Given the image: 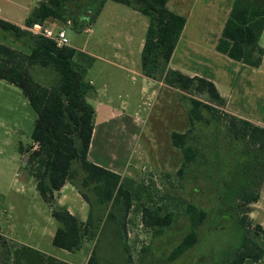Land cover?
<instances>
[{
  "label": "trees",
  "instance_id": "trees-1",
  "mask_svg": "<svg viewBox=\"0 0 264 264\" xmlns=\"http://www.w3.org/2000/svg\"><path fill=\"white\" fill-rule=\"evenodd\" d=\"M71 1L39 0L24 20L25 27L0 17V37L27 49L24 52L0 42V79L18 87L36 114L26 164L35 178L39 196L49 205L50 215L57 223L51 244L68 252L78 251L84 241L95 240L104 220H110L119 227V239L127 254L125 218L131 206H135L133 212L140 213L141 224L151 230L152 237L163 234L179 217L186 222L187 229L169 252L167 262H173L194 246L200 240L201 228L215 214L221 217L228 214L242 229L240 244L229 248L215 264H243L246 259L258 261L264 255V248L258 241L264 230L248 218L247 213L248 205L258 200L264 180V127L225 111V102L211 80L188 76L167 67L185 25V16L170 10L167 0H111L148 19L140 51L142 74L192 94L188 97V129L170 134L171 144L182 153L181 165L176 170L177 179H182L186 170L204 157L207 148L211 149L207 156L211 161H205L203 166L208 167L216 187L215 193L208 197L209 202L205 203L207 206L200 205V201L168 197L179 206L174 209L172 201H165L168 195L154 189L153 181L136 182L134 178L94 164L88 158L94 109L86 99L91 85L85 80V73L93 57L71 46H57L52 40L26 29L34 23H45L49 18L66 24L70 21L67 9ZM263 28L264 0H232L215 51L242 67L257 68L263 56L259 45ZM36 67L49 68L54 74L53 83L42 84L36 80L32 74ZM221 116L228 119L226 128L231 140L242 141L235 147L229 144L230 150L226 153L221 151L216 136ZM209 128L211 135L204 134ZM202 138L205 141H201ZM224 164V170L231 175L225 186L227 190H222L221 186L225 180L219 182L217 178ZM80 174L82 180L77 182ZM163 177L168 185H174L168 173H163ZM66 182L80 187L78 193L87 204L85 221L53 199L54 192ZM142 196L145 201H141ZM215 203L220 208L212 210L210 205ZM9 254L8 249L4 264H7ZM12 256L15 264H68L26 246L15 248ZM127 260H131L128 254ZM86 264H98L95 245Z\"/></svg>",
  "mask_w": 264,
  "mask_h": 264
},
{
  "label": "rangeland",
  "instance_id": "rangeland-1",
  "mask_svg": "<svg viewBox=\"0 0 264 264\" xmlns=\"http://www.w3.org/2000/svg\"><path fill=\"white\" fill-rule=\"evenodd\" d=\"M24 2L27 0H0V14L4 15L8 11L21 13L22 7L18 5ZM68 8L70 23L55 21L56 24L50 26L66 27L70 44L83 47L86 53L93 57L91 66L86 70L85 80H94L95 86H91L88 93L97 88V93L100 92L101 96L99 99L109 100L112 106L118 108L126 126V129H119L116 124L118 129L114 132L113 143L117 141V144L110 142L111 133L108 131L116 121L110 122L108 126L99 127L96 142L97 162L106 165L118 164L112 158L114 153L120 158L135 149L134 159L140 169L139 173L136 171L133 173L136 182L153 181L154 189L160 194L168 195L165 201H172L174 209L179 206L175 204V200H170L168 197L177 200L187 198L190 201H200V205H206L205 203L209 202L208 197L215 193L216 187L208 167L206 166L205 169L203 166L205 161H211L207 158L211 149L207 148L204 157L194 162L182 179H177L176 170L181 165L182 153L171 144L170 139L171 132H184L189 127L188 97L192 94L173 87H171L173 89L168 88V85H159L158 82L145 78L141 72L140 51L148 23L147 17L111 0L103 2L73 0L68 4ZM173 10L182 14L179 9ZM210 12L213 10L208 13ZM87 28L91 31H86ZM191 29L193 30L192 27ZM0 42L27 52L26 48L9 39L0 37ZM231 67L221 65L225 71ZM253 72L250 71L247 78H244L251 83V95L258 97L255 80L257 77L258 82L260 80L264 83V80L257 72ZM32 74L42 84L53 83L54 74L49 68L36 67L32 70ZM263 95L264 93H261L260 97ZM198 97L205 99L203 96ZM35 118L36 114L22 91L0 79V228L14 240H7L0 231V264H4L7 260L8 249L11 254L8 255L7 264H15L12 256L17 246L15 240L41 248L53 257L76 263L81 262L87 252L91 253L95 245L98 264H215L229 248H235L240 244L242 229L235 225L228 214L223 217L215 214L211 216L210 222L201 228L200 240L173 262H167L169 252L187 229L186 222L179 217L163 234L152 237L151 230L141 224L140 213L135 214L133 212L135 206H131L125 218V239L129 246L127 254L131 258L130 262L119 239V227L110 220L101 223L95 240L84 241L86 244L80 251L67 252L53 246L51 236L57 223L50 215L49 205L39 196L35 187V178L30 173L29 164H26V157L32 147L31 132ZM227 122L228 119L221 116L216 135L221 151L225 153L230 150L229 144L235 147L236 143H242L231 140L226 128ZM204 134L211 135L210 128ZM201 141H205V138ZM140 152L147 159L141 160L137 157ZM225 166L226 164L221 167L218 177L215 175L219 178V182L225 180L224 186L221 184L222 190H227L225 186L231 178L229 171L224 170ZM163 173L170 175L173 186L165 182ZM82 177V174L77 175V182H81ZM65 184L71 185L77 192L80 188L77 186V189L69 182ZM263 184L264 180L260 190ZM82 189L89 193L86 188ZM193 189H196V192H193ZM53 199L58 204L57 192H54ZM145 200V196H142L141 201ZM210 208L214 210L219 209L220 206L215 203L210 205ZM248 209H250L249 205ZM76 210H79L78 207ZM79 214L81 216L82 213ZM121 237L123 238L122 233Z\"/></svg>",
  "mask_w": 264,
  "mask_h": 264
},
{
  "label": "crops",
  "instance_id": "crops-1",
  "mask_svg": "<svg viewBox=\"0 0 264 264\" xmlns=\"http://www.w3.org/2000/svg\"><path fill=\"white\" fill-rule=\"evenodd\" d=\"M191 1L167 0V6L170 10L175 11L173 9H179L182 11L181 15L186 14L185 25L183 27V30L177 41V44L174 48V51L171 55L167 67L173 70H178L188 76H200L211 80L214 83L219 95L225 102V111L235 116L246 119L252 122L253 124L264 127V95L260 97L261 93H264V86L262 85L264 83H261L260 80L258 82V77L256 78L255 81L256 85L258 86L259 96L253 97V95H251L250 93L251 83H249L248 79H245L247 78V74L250 71H254L258 73L260 78L263 77L262 79L264 80V28L259 39V45L263 49V56L259 67H242L241 65H239L240 63H236L238 65H236L235 63L233 64V60L218 53L217 51H215L216 53L213 52L215 50V43L219 37L221 28L230 9V4L232 0ZM38 2L39 0H27V2L22 3V5H18L22 7L21 13H16L15 11H8L5 12L4 15L0 14V17L20 27H25L24 20L29 16L32 10L37 7ZM211 10H213V12L208 13ZM55 21L56 20L49 18L46 20L45 23L48 25H53ZM189 23H191L190 29H188ZM191 27L193 28V30L191 29ZM142 44L143 41L141 43V48ZM70 46L86 53L83 47H79L73 44H70ZM222 64L225 65V67H232L231 69L228 68V71H225L221 68ZM144 77L148 78L146 76ZM241 78L242 80H240ZM148 79L158 82L159 85L162 84L164 86H167L159 80H154L151 78ZM88 82L91 86H95L94 80L88 79ZM167 87L171 88L169 86ZM97 91V88H95L86 96L88 103L91 104L94 109V125L91 142L88 150V158L94 164L109 169L121 176L135 178L133 173L135 171L138 173L140 172L138 164L134 159L135 149H132L129 153L120 158L114 153L112 155V158L114 159L115 163L118 164L114 165L110 163L106 165L101 162H97L96 142L97 133L100 131L99 127H101V125H103L104 127L108 126L110 125V122L116 121L114 126L111 129H108V131H110L111 133L110 142L112 141V144H117V141L113 143V140H115L114 132L118 128L126 129V126L123 124L122 121V114H119L117 110L118 108L116 109V107L112 106L109 103V100L102 101L101 99H99L101 98V96L99 95L100 92L97 93ZM116 124L118 128L116 127ZM137 157H139L141 160L147 159V157L144 156L141 152L137 155ZM72 188L73 187L71 185L64 184L57 191L56 201L59 205L66 207L70 213L76 215L81 221H85L87 216V204L79 195V193L73 188L75 190L74 191ZM249 206V218H251L253 222L259 224L264 230V184L262 185L261 190L259 192L258 200L256 202L250 203ZM76 207H78L79 210H76ZM79 213H82L81 216ZM0 231L3 233V236L7 238V240L10 239L11 241H14L13 238L5 234L4 231L1 230V228ZM54 231L52 232V236L54 234ZM15 244H17L15 248H18L19 246H26L36 251H39L46 256L53 257L52 254L48 253L47 251L41 248H37L36 246L26 245L17 240H15ZM84 244L86 243H83L82 246H84ZM259 244L264 248V235L259 238ZM80 249L78 251H80ZM89 256L90 251L85 254L82 261L79 263L64 261L56 257L54 258L66 262L68 264H86ZM243 264H264V255L258 261L246 259Z\"/></svg>",
  "mask_w": 264,
  "mask_h": 264
},
{
  "label": "built area",
  "instance_id": "built-area-1",
  "mask_svg": "<svg viewBox=\"0 0 264 264\" xmlns=\"http://www.w3.org/2000/svg\"><path fill=\"white\" fill-rule=\"evenodd\" d=\"M69 23L70 21L66 22V24ZM26 29L32 34L41 35L52 40L57 46H70L69 39L66 35V27L59 26L53 28L46 23H34ZM86 31H91V29L87 28Z\"/></svg>",
  "mask_w": 264,
  "mask_h": 264
}]
</instances>
